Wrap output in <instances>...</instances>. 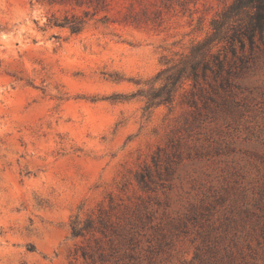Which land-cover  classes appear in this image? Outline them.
<instances>
[{"label":"rangeland","instance_id":"1","mask_svg":"<svg viewBox=\"0 0 264 264\" xmlns=\"http://www.w3.org/2000/svg\"><path fill=\"white\" fill-rule=\"evenodd\" d=\"M231 1L105 0L72 34L47 19L85 6L0 0V264H264V35L188 66Z\"/></svg>","mask_w":264,"mask_h":264},{"label":"trees","instance_id":"2","mask_svg":"<svg viewBox=\"0 0 264 264\" xmlns=\"http://www.w3.org/2000/svg\"><path fill=\"white\" fill-rule=\"evenodd\" d=\"M46 6H68L70 9H82L79 14L65 15L62 19L54 16L47 19V27L67 28L72 34L80 33L84 26L94 20L98 13L105 12V0H30ZM102 20L105 21V15ZM264 35V0H232L221 14L211 22V34L204 41L192 46L188 56L189 71L193 74L200 64L206 65L207 57H212L222 69L219 54L211 51V45L216 40L226 39L229 43L238 42L244 46L247 42L250 50L255 46V38ZM242 59L240 58V61ZM187 65L169 75L167 80L171 85L176 84L186 73ZM219 73V72H218ZM160 89L153 92L150 100L159 98ZM77 233H74L76 235Z\"/></svg>","mask_w":264,"mask_h":264}]
</instances>
